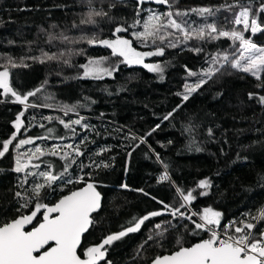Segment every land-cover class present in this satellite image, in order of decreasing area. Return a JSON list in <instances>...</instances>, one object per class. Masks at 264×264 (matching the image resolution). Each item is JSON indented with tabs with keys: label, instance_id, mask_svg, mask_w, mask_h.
Here are the masks:
<instances>
[{
	"label": "trees",
	"instance_id": "obj_1",
	"mask_svg": "<svg viewBox=\"0 0 264 264\" xmlns=\"http://www.w3.org/2000/svg\"><path fill=\"white\" fill-rule=\"evenodd\" d=\"M237 3L231 11L227 9L228 5ZM261 3L264 0H169L163 7L150 0L143 3L140 0H0V70L8 64L9 58L19 65H8L10 86L19 94L44 85L41 93L27 101L29 105L37 106L28 108L16 102L11 93L4 95L0 89V150L3 141L16 136L9 151L0 157V225L33 209L34 203L27 208L21 206L31 195L33 186L44 182L39 175L26 177L25 172L17 173V156L24 162L39 146L45 155L37 153L26 172L49 171L51 165V170L57 174L63 172L65 161L48 153L57 145L61 146V155L64 151L71 152L63 147L66 144L80 145L85 153L68 169L65 179L74 182L67 186L63 181L55 182L51 188L42 190L43 198L39 202L52 204L81 185H97L101 208L93 214L95 223L83 235L78 254L82 255L85 249L107 235L132 226L134 218L139 219L153 211L164 213L150 218L138 232L105 246L106 258L100 264L107 261L111 264H148L154 257L172 252L181 245L208 239L207 232H193L194 225L190 220L174 218L164 210V204L174 208L182 204L177 189L185 195L189 190H195L196 199L181 211L186 216L191 215L196 222L199 221L189 210L202 214L206 207L222 214L218 228L221 231L231 217H238L236 226H241L240 221L250 222L264 204V104L259 101V96H264V87H258L264 84V73L258 81L251 74L225 66L183 101L185 84H194L198 80V77H190L188 70L197 73L205 70L212 56L218 52L231 53L238 42L234 46L230 38L221 37L207 41L189 40L187 44L173 48L168 47L167 42L142 43L133 33L144 30L143 22L149 13L169 11L187 12V16L174 15L172 18L178 23L187 21L192 27L215 23L220 30L240 31V26L232 23L234 14L246 6H251L255 13ZM196 8H210L215 14L204 17L190 11ZM90 9L108 15L94 17L96 24H82ZM167 19L164 17L162 22L166 23ZM259 19L264 24V13ZM117 27L127 31L116 33ZM169 31L182 38L178 30ZM50 36L54 37L51 41ZM115 36L131 40L132 46L138 49L154 51L157 46L164 47L163 55L145 58L149 63L160 64L163 73L151 72L142 65L121 63L122 58L112 56L111 49L100 44L90 45L86 39H81ZM250 38L254 43L264 45V33L251 34ZM169 39L175 42L174 37ZM195 48L202 51L191 50ZM42 53L64 55L44 63L30 59H42ZM105 57L109 59L103 66L117 69L111 76L102 79L84 76L81 66L88 64L90 59ZM24 64L27 67L22 66ZM250 93L253 94L251 98ZM65 105L76 106V111L62 113ZM178 105L181 107L173 116L163 120ZM21 112L24 113L21 117L23 125L17 132L15 121ZM81 117L84 118L82 125L88 127L73 125L75 134L59 122L63 119L68 123ZM189 124L195 126L191 135L184 130ZM85 137L87 140L81 144ZM30 138L33 144L16 147L20 140ZM140 138L146 142L141 143ZM197 148L201 150L197 151ZM101 149L108 151L96 155ZM156 154L168 165L170 179L167 181H160L165 169ZM93 161L110 166H81L91 165ZM37 164L39 168L33 167ZM81 176L84 179L76 183ZM203 179L211 183L207 190L198 188ZM141 189L143 191H139ZM204 191L207 194L201 195ZM17 192L22 196L17 197ZM39 219L38 214L35 221ZM165 222H171V226ZM158 223L167 231L162 237L154 236L137 254L138 247L156 231L154 226ZM228 231L235 234L234 229ZM253 231L257 236L264 231V221H260Z\"/></svg>",
	"mask_w": 264,
	"mask_h": 264
},
{
	"label": "snow or ice",
	"instance_id": "obj_2",
	"mask_svg": "<svg viewBox=\"0 0 264 264\" xmlns=\"http://www.w3.org/2000/svg\"><path fill=\"white\" fill-rule=\"evenodd\" d=\"M141 3L144 0H140ZM159 4H168L169 0H156ZM237 4L228 5L227 9L231 11L237 7ZM200 16L207 17L208 15H214L210 8H196L191 9ZM264 13V3H261L259 8L253 13L251 6L241 7L238 13L234 14L232 23L242 24L243 31L233 29L232 31L220 30L217 28L215 23H209L192 27L187 21L178 23L175 16H187L188 13H173L171 11L164 14L152 13L147 20L143 22L144 30L142 32L133 33L135 38L142 43H152L156 45L157 41L161 43L167 42L168 47H177L178 44H187L189 40H216L221 37H228L232 40L235 46L238 42V46L234 47V50L229 53L218 52L211 57L209 66L201 72H193L188 70L190 77H198V80L194 84H185V92L183 93V101H187L192 93L197 92L203 85L208 83L217 73L221 72L225 66L242 71L244 73L251 74L258 81L261 80V74L264 73V46H258L253 42L251 38L245 37V32L250 31L252 35L256 33H264V24L261 23L259 17ZM107 13L103 11H96L90 9L87 13V18L82 20V24H96L97 21L94 17H107ZM167 17V22L164 23L163 18ZM140 23V21H136ZM169 29L178 30L182 34V38L176 35V32H171ZM127 29L123 27H117L116 33L126 32ZM170 37L175 38V42ZM54 37H49V41ZM64 40H68L67 37H63ZM86 39V42L90 45L100 44L111 49V54L114 57L122 58L121 63L128 65H140L151 72L163 73V67L160 64H148L144 63V58L149 56H161L164 54V47L157 46L154 51H137L132 46V41L129 39L116 36L115 39H97L95 37ZM197 53L201 52V48L191 49ZM238 54V58L237 57ZM64 53H61L58 57L56 54L49 55L48 53H42V59L31 57L30 59L39 60L40 63L45 61L60 59ZM109 58L90 59L88 64L83 65L84 76L92 77L95 79H102L104 76H111L117 69L115 67H104L103 65ZM64 63H68L67 60ZM18 67L15 62L9 58L8 64L3 66V70L0 71V89H3L4 95L11 93V96L15 98V101L24 105L25 108L36 107L37 105H29L27 101L29 97H36L42 92L44 85L36 88L33 91H29L26 94H19L15 91L9 82V66ZM27 67L26 64L22 65ZM163 76L161 75V79ZM47 81H45V84ZM258 87H264V84H259ZM178 95H180L178 93ZM253 94H249L251 98ZM47 99V97H46ZM259 101L264 104V96H259ZM50 106V105H44ZM82 106V105H81ZM178 105L173 112H169L163 117V120H169L173 114L180 108ZM65 113L75 112L76 106H63ZM24 115L21 112L15 121V129L17 132L20 131L23 120L21 117ZM47 119H53L48 117ZM83 117L66 123L63 119L59 122L75 134L73 125H82ZM87 128V124L82 125ZM43 127V125H41ZM157 128L160 125L156 126ZM195 126L189 124L185 127V131L190 135L194 131ZM156 129H153L155 131ZM49 131H52L49 129ZM211 136L212 130H208ZM151 135V133H148ZM16 138L15 134L9 140L2 142V150H0V157H4L9 151V146ZM63 139V137H60ZM135 139V137H132ZM141 143L146 142L144 138H140ZM87 140V137L81 141V144ZM33 139H22L17 148L27 144H33ZM171 143V142H170ZM64 148L71 149V152L64 151L61 155L60 145L48 154L52 156H60L65 161L63 172L54 174L49 165V171H41L38 173H28L29 164L33 157H36L38 153L40 156L45 155V152L41 150L39 146L35 147L34 152L27 156V160L22 162L21 156L16 158L15 171L17 173L25 172V175H39L44 178L43 183H38L31 189V195L27 197L25 203L21 206L27 208L29 204L34 203V210L29 215H21L18 218L11 220L10 222L4 223L0 226V264H100L101 261H105L107 248L114 241H118L125 237L129 233L138 232L141 226L145 224L152 217H158L164 213L161 211H153L147 215L136 219L132 222V226L125 228L116 234L108 235L102 243L99 245L90 246L85 249L81 254H78V249L82 247V236L88 231L95 221L92 216L97 213L101 208V194L98 192L97 185L94 183H86V185L79 190L71 191L70 194L63 196L57 203L49 206L39 202L43 197L41 196L42 190L45 188H51L52 185L57 181H63L65 186L71 184L74 181L70 178L65 179L68 176V169L75 163L76 158L83 156L85 153L81 151L80 145L66 144ZM197 151L201 149L197 148ZM108 149H101L96 155H102ZM26 155V154H25ZM131 155V153H129ZM157 160L163 164L165 172L160 176V181H167L170 179L167 168L159 154H156ZM38 158V157H37ZM71 158V159H70ZM82 167H95V168H107L110 165L104 162L96 163L93 161L91 165H81ZM33 167L39 168V165H33ZM84 179L83 176L79 177L75 182L79 183ZM25 183L27 180L25 179ZM123 187H127L124 185ZM211 187V183L207 179L199 181L198 188L207 190ZM139 191H143L142 189ZM180 196L184 203L180 207H171L164 204V210L170 213L174 218L179 217L181 219L190 220L194 229L193 232L204 231L209 233L208 239H203L200 242L192 245L191 247L180 246L179 249L173 252L171 255L157 256L153 259L152 264H264V231L260 232L257 236L253 231L260 221H264V209L258 211V215L252 217L257 223H251L246 221H240L241 226H236V222H229L223 232L218 231L221 226V216L219 211H214L211 207L203 209L202 214L193 213L192 215H199L200 222H196L192 219V216H186L181 208H184L196 197L193 195V191L189 190L185 195L181 190ZM201 195H206L207 191L201 192ZM17 197H21L20 192L15 193ZM160 203L163 204L161 201ZM43 210V211H42ZM38 214H42V222L37 226L31 227V230H25L26 225H32L33 221L37 219ZM250 215V214H249ZM168 226H171V222H165ZM186 227V226H185ZM155 232L150 234L146 241H144L137 249V254L145 245L153 240L154 236L162 237L167 228L162 224H156L154 226ZM228 229H234L235 234H230ZM180 244V241H177ZM83 256V258H82ZM106 264H111L107 261Z\"/></svg>",
	"mask_w": 264,
	"mask_h": 264
},
{
	"label": "water",
	"instance_id": "obj_3",
	"mask_svg": "<svg viewBox=\"0 0 264 264\" xmlns=\"http://www.w3.org/2000/svg\"><path fill=\"white\" fill-rule=\"evenodd\" d=\"M150 1L153 2V3H155V4H157V5L163 6V7L166 6V4H159V3H156V0H150ZM0 71H1V70H0ZM85 185H86V184L81 185V186H79V187H77V188H74V189L70 190L69 192H67V193L63 194L62 196H60L55 202H53L52 204H48V205H49V206L54 205V204L57 203V202L59 201V199H61L63 196L70 194L71 191L79 190L80 188L84 187ZM32 210H34V208L31 209L29 212H27V213H25V214H22V215H29V214H31V211H32ZM42 211H43V210H42ZM19 216H21V215H19ZM19 216L15 217L14 219L18 218ZM195 218H196V217H195ZM14 219H12V220H14ZM42 219H43L42 214H40V219H39L36 223H34V221H35V220H34L33 223H32V225H26V226H25V230H31V227L37 226L40 222H42ZM10 221H11V220H10ZM10 221H8V222H10ZM6 223H7V222H6ZM2 225H3V224H2ZM2 225H0V226H2ZM116 233H119V232H116ZM116 233H112V234H116ZM109 235H110V234H109ZM107 236H108V235H107ZM107 236H106V237H107ZM82 237H83V236H82ZM106 237H104V238H103L100 242H98L96 245H99L100 243H102V241H103ZM200 241H201V240H200ZM200 241L194 242V243H192V244H190V245H188V246H184V247H191L192 245H194V244H196V243H198V242H200ZM178 249H179V248H178ZM178 249H176V250H174V251H172V252H169V253H165V254L159 255V256L171 255L173 252L177 251ZM156 257H157V256H156ZM156 257H154L153 259H155ZM82 258H83V256H82ZM153 259L150 260L148 264H152ZM101 262H103V261H101ZM101 262H100V263H101Z\"/></svg>",
	"mask_w": 264,
	"mask_h": 264
},
{
	"label": "built area",
	"instance_id": "obj_4",
	"mask_svg": "<svg viewBox=\"0 0 264 264\" xmlns=\"http://www.w3.org/2000/svg\"><path fill=\"white\" fill-rule=\"evenodd\" d=\"M240 11V10H239ZM241 25V27H242V29H243V25L242 24H240ZM249 32V35L248 36H245L246 38H250V35L252 34L250 31H248ZM258 45V44H257ZM258 46H260V45H258ZM237 58H238V54H237ZM163 175V174H162ZM261 209H264V204L262 205V207H261ZM260 209V210H261ZM189 212L191 213V214H193V212L191 211V210H189ZM256 215H258V213L256 214ZM255 215V216H256ZM194 217H196V219L200 222V219L196 216V215H193ZM255 216H253V217H255ZM236 218H238V217H231V218H229L228 219V221H227V225L229 224V222H236ZM250 222L251 223H256V221L254 220V219H252V217L250 218ZM218 231H221V230H219L218 229ZM221 232H223V231H221Z\"/></svg>",
	"mask_w": 264,
	"mask_h": 264
},
{
	"label": "rangeland",
	"instance_id": "obj_5",
	"mask_svg": "<svg viewBox=\"0 0 264 264\" xmlns=\"http://www.w3.org/2000/svg\"><path fill=\"white\" fill-rule=\"evenodd\" d=\"M240 10V9H239ZM239 10L236 12V13H238L239 12ZM152 13H154V12H151V13H149L148 14V16H147V18L152 14ZM147 18H146V20H147ZM239 26H240V28H241V30L240 31H243V29H242V27H241V25L239 24ZM245 34V36H248L247 34H246V32L244 33ZM116 38V36L115 37H113V38H110L109 40H112V39H115ZM126 39V38H125ZM238 46V45H237ZM260 46H264V45H260ZM135 48V47H134ZM137 49V51H141V52H145V51H151V50H144V49H138V48H136ZM145 58H147V57H145ZM145 58H144V63H148V64H156V63H149V62H147L146 60H145ZM237 58V57H236ZM140 65H142V64H140ZM143 66V65H142ZM62 113H65V112H63V111H61ZM25 162V161H24ZM180 198H181V196H180ZM181 200H182V198H181ZM182 203H184V201L182 200ZM190 213V212H189ZM191 214V213H190ZM198 217V216H197ZM199 218V217H198ZM200 219V218H199Z\"/></svg>",
	"mask_w": 264,
	"mask_h": 264
},
{
	"label": "flooded vegetation",
	"instance_id": "obj_6",
	"mask_svg": "<svg viewBox=\"0 0 264 264\" xmlns=\"http://www.w3.org/2000/svg\"><path fill=\"white\" fill-rule=\"evenodd\" d=\"M39 216H40V214H39ZM36 220V219H35ZM38 221V220H37ZM37 221H34V223H36Z\"/></svg>",
	"mask_w": 264,
	"mask_h": 264
}]
</instances>
